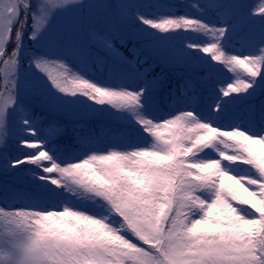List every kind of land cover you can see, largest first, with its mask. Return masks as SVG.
Instances as JSON below:
<instances>
[{
	"label": "snow or ice",
	"instance_id": "snow-or-ice-1",
	"mask_svg": "<svg viewBox=\"0 0 264 264\" xmlns=\"http://www.w3.org/2000/svg\"><path fill=\"white\" fill-rule=\"evenodd\" d=\"M174 7L0 0V156L32 185L4 190L0 264H264V0ZM158 60L189 73L167 110ZM37 108L125 139L73 150Z\"/></svg>",
	"mask_w": 264,
	"mask_h": 264
},
{
	"label": "trees",
	"instance_id": "trees-1",
	"mask_svg": "<svg viewBox=\"0 0 264 264\" xmlns=\"http://www.w3.org/2000/svg\"><path fill=\"white\" fill-rule=\"evenodd\" d=\"M116 44L120 46L121 51H125L124 47H121L120 43L117 41ZM159 65V64H158ZM106 68L104 69V71ZM107 72V70H106ZM105 72L102 74L100 72H97L95 75L98 78H103ZM155 74L159 75L161 78L166 76V79L163 80L164 86L162 91L159 93V100L160 105L162 108L167 110L169 104L172 100V93H175L178 87L183 83V80L188 78V71L185 68L179 67L174 68L172 70L164 69L161 65L157 66L155 68ZM227 75V74H225ZM197 93L198 97L202 98L201 103L207 104L210 102L209 96L210 91L203 87L198 86L197 87ZM191 95V93H189ZM37 115L41 117V119L44 120H51L55 119L59 121V123L63 126L65 131L63 134L58 138L57 143L65 146L70 147L73 150L76 149V145L74 143H81L80 140L77 139L78 136H86L89 132L91 133V141L94 143L96 147L102 148L105 145L111 144L107 142L111 141H117V140H123L125 139V130L124 127L121 125H117L116 123L108 122L106 119L103 118H95L93 120H87L83 122H69L67 120H64L60 117H56L54 115H49L47 113L42 112L37 108ZM104 138V140L102 139ZM135 139V137H132ZM88 139L84 140V143H87ZM0 188V204L4 203L3 200V194L1 193ZM16 206H19L17 204Z\"/></svg>",
	"mask_w": 264,
	"mask_h": 264
},
{
	"label": "rangeland",
	"instance_id": "rangeland-1",
	"mask_svg": "<svg viewBox=\"0 0 264 264\" xmlns=\"http://www.w3.org/2000/svg\"><path fill=\"white\" fill-rule=\"evenodd\" d=\"M87 2V0H86ZM106 2L109 3H115L117 2V0H106ZM119 2H124V3H129L135 6H143V5H149V4H164V5H173L175 6L173 8V11H175L177 14H183L185 11L190 12L192 15H196L197 13H195L194 10L190 9V8H186L185 5H190L192 3H196V2H200L203 3L204 0H119ZM233 2H237V3H243V4H251L253 3V0H233ZM144 10V9H142ZM147 11L151 14L152 12H155V9H147ZM138 27L136 21L134 19H128L127 21L123 22V28L124 30L131 32L134 31L136 28ZM259 32V26H256V33L258 35ZM190 35V34H189ZM180 40V37L177 38L176 41L172 42L173 46L175 44H178ZM147 43H149V41H147L146 39L141 43V42H137V46L138 47H144ZM234 44H236L235 41H233ZM236 46L238 47L239 45L236 44ZM158 64H160L163 68L168 69V70H172L174 68H179L183 66L181 65H174V64H170V63H165L162 60H158L157 61ZM107 70V68H106ZM106 70L104 71L105 74L104 76H107V72ZM162 79H166V76L162 77ZM260 98H257V103L259 102ZM47 114H52L55 115L57 117H60L64 120H67L69 122H76V121H87V120H93L95 118H103L106 119L108 122H114L117 125H121L122 127H124L123 122L121 121H117L114 119H108L99 115H82V114H60V113H49V112H44ZM125 129V128H124ZM126 131V130H125ZM104 140V138H102ZM117 141H111V142H107V143H111L114 144ZM80 143H74V145H79ZM110 144V145H111ZM110 145H105L103 146L101 149H104ZM100 148V147H98ZM4 149L2 147H0V152H3ZM7 153L9 156H15L17 155V148H16V142L14 140L9 141V145L7 148ZM3 157L0 156V188H1V193H4L5 188H18L21 190H26V191H31L32 190V185L30 184V177H26V176H17L14 172H12L11 170H9V173L7 175L4 174L3 172Z\"/></svg>",
	"mask_w": 264,
	"mask_h": 264
}]
</instances>
